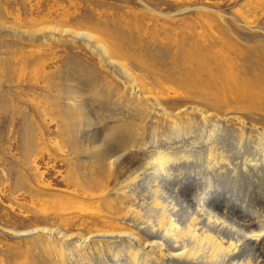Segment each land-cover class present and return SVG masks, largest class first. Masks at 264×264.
Here are the masks:
<instances>
[{
	"label": "bare ground",
	"instance_id": "6f19581e",
	"mask_svg": "<svg viewBox=\"0 0 264 264\" xmlns=\"http://www.w3.org/2000/svg\"><path fill=\"white\" fill-rule=\"evenodd\" d=\"M140 1L165 20L190 11ZM47 17L0 23L30 44L5 63L19 72L9 99L25 171L0 178V220L28 225L0 232L30 241L2 237L0 264H264V126L239 116H264V48L232 38L234 52H213L185 33L147 45L138 19L107 3L75 28ZM54 121L59 144L46 137ZM53 175L88 205L43 198Z\"/></svg>",
	"mask_w": 264,
	"mask_h": 264
},
{
	"label": "rangeland",
	"instance_id": "374dc122",
	"mask_svg": "<svg viewBox=\"0 0 264 264\" xmlns=\"http://www.w3.org/2000/svg\"><path fill=\"white\" fill-rule=\"evenodd\" d=\"M142 1L147 4V6L154 9L156 12L158 11L166 16L173 17L175 12L179 8L189 9L190 11L185 14L184 19L182 16H178L179 18L175 17L176 19H169V21L165 20V16L154 17L150 16L149 13H144L145 9L140 0H0V23L4 21L14 24L13 21L19 19L18 21H20L22 24L19 26L21 28L27 29V27L31 23L33 24V26H38L42 22L41 20H44L43 18L47 17L46 14L49 13V11H53L52 18H54L50 19L49 17H47L53 23L56 22L59 24H63L65 28H75L76 23H78L77 20H80V16L86 14L88 8L92 9L96 4L99 5L107 3V5L113 4L120 6L124 12H129V15L138 19L137 24L141 27L142 32H145V43L147 45L156 39L157 41L166 44L168 41L174 43L185 33L195 36L203 44L206 43V48L210 51L212 50L213 52H234V45H230L232 44V42H234V40L236 43H239V45L237 46L240 49L246 48L248 50H257L264 48V0H184L182 1L183 4L181 5V7H178V9L177 7L173 8L169 6V4H166L165 0ZM171 1L175 3L177 1L179 3V0ZM58 6L61 7L59 8ZM55 7L57 8L56 10L54 9ZM200 7L206 10V14H202V16L197 15L195 11H197L196 9ZM58 10L60 11V14H62V20L60 21L56 13V11ZM133 12H136L139 15H135ZM122 13L123 12H119L116 13V15L120 16ZM218 14H220L222 17H219ZM55 17L57 19H55ZM221 18H223L224 20H222ZM26 23H28V25H26ZM0 44V178H4L3 176L6 175V170H9L11 166H16L21 170V172H23V170L25 171V169H23V165L21 164V150L24 139V118L23 115L14 113V111L10 107L9 99L11 92H13L11 90H14L13 86L15 82L17 83L19 72H12L8 68V65H6L5 63L10 61L9 63L12 64L10 58L16 56L15 59L17 60V53L19 54V52L16 51L21 50L22 48H24L26 51V49L30 48V44L22 41L21 36L15 37L12 29H2V27H0ZM54 45L58 46L57 44ZM69 47H72V45H69ZM7 48H9V50H7ZM72 48H74V46ZM6 51L10 53L8 54V52ZM8 76H10L11 78H9ZM4 98L6 99V101L1 103V100ZM15 102L17 106L27 108V110H29L27 103L18 99H15ZM110 112L107 113L108 116L113 115V113ZM239 116L243 118L248 117V119L250 118L249 120L252 121L253 124L260 123L261 125L259 124V126H264V116H262L261 113H241ZM47 123H51V121L49 120L47 121ZM55 124L56 121L53 122V127H50L51 131L55 133L54 136L50 135L49 137V135H46V137L54 144H59V136L61 135L58 134V127ZM91 132H93L91 136L87 137H85L83 133L84 141L86 140L88 142L91 139H93L92 141H94L95 133L93 131V128ZM86 141L84 143V147L87 146ZM222 142L226 141L223 140ZM90 147L92 146L90 145ZM49 148H53L52 143L49 145ZM58 171H62V169H58ZM56 176L57 175H53L51 178H49V181H53V186L51 185L45 189L46 193L43 198L48 201L53 200L56 202L60 201L62 203L74 201V206L77 207L88 205V201L86 202L82 199V197H79V199L76 198L75 200V197L68 192L67 187L63 185V180L60 177H58V179L55 178ZM8 204H10V202H8ZM72 212L75 211L71 210L60 213H66L61 215H64L63 218L67 219L70 217ZM30 219L32 220V222L35 221V219ZM25 221L26 219L22 220L21 218L13 219V222L15 224L10 222L8 223V225H5V222L3 220H0V227H6L10 230L14 229L23 231L25 229H28L23 228L25 226L28 227L27 224H25V226H21ZM64 225L65 224L60 223L56 224L55 226L64 229ZM2 237L8 239L7 241H12L13 243L20 242L21 245H26V242L30 241L26 238H13L8 234L0 232L1 244H6L7 242L6 241L4 243L2 241ZM199 255L201 256L202 252H200Z\"/></svg>",
	"mask_w": 264,
	"mask_h": 264
}]
</instances>
